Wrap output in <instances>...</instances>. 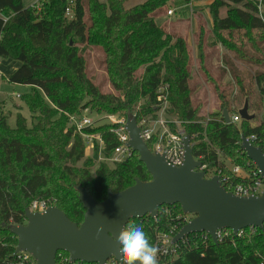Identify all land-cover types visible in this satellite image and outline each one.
<instances>
[{"label":"trees","instance_id":"16d2710c","mask_svg":"<svg viewBox=\"0 0 264 264\" xmlns=\"http://www.w3.org/2000/svg\"><path fill=\"white\" fill-rule=\"evenodd\" d=\"M171 1L146 0L126 9L125 0H42L39 7H25L23 0H0V58L20 63L8 81L30 87L31 92L23 99L29 111L38 114L32 127L20 114L12 128L0 101V264L15 263L18 239L10 228L26 224L25 211L34 201L48 202L80 226L85 209L78 200V187L102 202L109 190L120 193L135 185L136 180L151 179L136 152L115 165L85 158V141L70 126L68 116L90 106L105 115H136L137 121L143 115L155 118L157 91L168 86L170 106L166 117L178 120L187 135L198 134L192 142L196 159L202 157L203 163L223 169L224 175H231L228 164L244 170L253 166L241 149L240 134L256 135L259 144L263 143L264 112L260 120L255 115L252 121L242 120L238 126L227 124L224 111L231 118L244 106H235L236 100L230 99L226 87L219 91L220 110L208 119L201 115V104L192 99L187 41L178 37L174 42L156 21L157 12ZM183 1L189 4L192 0ZM69 6L72 18L66 14ZM209 13L220 44L243 60L263 67L255 77L263 102L264 52L258 41L264 43V0H214ZM237 31H244L261 57L249 59L242 53L232 41ZM80 46L103 50L108 81L117 94H106L93 82ZM224 60L244 97L243 104L248 102L251 109L253 98L245 79L233 60ZM142 68L143 73L138 75ZM227 75L228 71L222 70L219 81ZM114 127L85 129L88 134L102 137L106 157L118 145ZM147 146L151 151V144ZM95 164L98 167L91 175ZM164 207L183 213L179 205L163 206L157 219L147 215L130 221L141 225L153 244L156 233L165 231L169 224L162 212ZM158 258L159 264H264V227L255 233L246 230L242 236L230 233L218 245L210 237L191 234L186 245H179L177 255Z\"/></svg>","mask_w":264,"mask_h":264},{"label":"water","instance_id":"95a60500","mask_svg":"<svg viewBox=\"0 0 264 264\" xmlns=\"http://www.w3.org/2000/svg\"><path fill=\"white\" fill-rule=\"evenodd\" d=\"M239 114L245 121L255 118L249 113L248 102ZM224 118L227 124L231 123L226 110ZM125 129L130 137L129 147L139 154L151 179L136 180L135 185L120 193L109 190L108 197L102 202H97L85 189L78 187V200L85 209L80 226L57 207L48 208L44 214L27 209L26 224L10 228L18 239L15 256L29 253L35 264H56L58 252L67 253L72 263L106 264L112 258L121 261L113 242L115 237L132 219L147 215L156 218L163 206L179 205L184 214L194 217L174 237V243L191 234L207 233L218 245V231L230 230L238 235L242 230L264 227V191L260 197H237L226 191L220 177L207 179L205 172L196 171L201 162L193 155L190 136L184 138V165L173 167L163 155L149 150L135 117L128 118ZM241 149L264 177L262 150L245 138ZM101 227L103 231L98 234L97 229Z\"/></svg>","mask_w":264,"mask_h":264},{"label":"rangeland","instance_id":"374dc122","mask_svg":"<svg viewBox=\"0 0 264 264\" xmlns=\"http://www.w3.org/2000/svg\"><path fill=\"white\" fill-rule=\"evenodd\" d=\"M100 1L102 3H106V0ZM145 1L146 0H125L124 5L126 9H130ZM193 1L194 2L192 4H189L186 7L187 4H179L181 1L176 2V0H172L166 7L157 12L156 21L166 33L176 36V38H173L174 42L178 37H183L187 41L190 54L189 61H191L190 84L194 89V93L192 95L194 103L198 104L199 102L201 104V115L208 119L211 113L220 110V92L223 91L224 88L228 87V90L226 91L228 93L227 95L231 100H236L235 106H244V97L236 85L234 75L230 73L231 70L228 71L229 73L227 79L224 78V81L226 80V82H220L219 79L222 78L221 71L222 69L225 70V68L221 67L220 64H213L214 59H221V54L224 49V52L226 50L229 51L235 61H237L240 65V76L245 79L246 88L251 91L253 98V107L249 109V113L257 115L260 120L264 112V101H261V96L255 83V77L263 70V67L255 65L251 61H245L237 56L238 54L235 51H230L223 47L222 44H220L214 29H209L207 22L208 16L206 14L208 13L207 11H209V8L198 11L200 2L199 0ZM23 3L25 7H39L42 4V0H23ZM204 3H206V1H204ZM169 10L175 11L174 16H168ZM224 12L225 10H222V14H225ZM72 15L73 14H67L69 18H72ZM181 17L184 19H181ZM198 19L200 20V23L202 22L203 24L201 27L203 30L198 29ZM169 31L171 32L169 33ZM254 34L256 35L255 32ZM224 35L228 39L230 38L228 33H224ZM232 41L236 42L237 47H240L242 49V53L247 54L249 59L254 56L261 57L260 54L252 48L248 39L244 36V31L234 32ZM260 43L261 42L258 41L259 47L264 52V43ZM80 52L87 60V72L93 79V82L96 83V85H99L104 93L117 94L108 81L103 50L89 46H80ZM14 64L20 66V63L17 61L0 58V101L3 104L2 107L5 114L8 116L9 125L12 128L16 127V118L20 114L26 118L28 126L32 127L37 122L36 117L38 114L30 112L23 99L26 93L31 92V89L11 84L8 81L9 75L13 72L12 65L14 67ZM203 68L206 71H204ZM143 69L144 68L139 70L137 74L141 75L143 73ZM85 111L96 122V125L108 122L107 120H102L104 116H120L118 114L105 115L96 113L93 111L92 106L88 107ZM97 152L98 151L87 150L86 148L85 158H95L94 154ZM228 165L230 168L232 167L230 164ZM97 167V164L91 166V175H95ZM36 202L38 201H34L32 205Z\"/></svg>","mask_w":264,"mask_h":264},{"label":"built area","instance_id":"2783aa9c","mask_svg":"<svg viewBox=\"0 0 264 264\" xmlns=\"http://www.w3.org/2000/svg\"><path fill=\"white\" fill-rule=\"evenodd\" d=\"M68 15L72 14V8L69 6L66 9ZM175 11L169 10L168 16H174ZM169 87H160L157 91V104H156V117H150L143 115L137 125L140 129V134L144 142L151 144V152L154 154L163 155L166 158V161L170 166L181 167L184 165L186 160V149L184 144V138L189 136L186 134L182 124L176 120H168L166 117L167 110L169 109ZM70 126L75 127L76 131L81 134L85 141L87 150L98 151L94 155L97 156L98 162H107L112 165L122 163L126 161L134 153L132 148L129 147L128 143L130 137L128 132L125 129L128 118L123 116H104L102 120H107L108 122L100 123L96 125V122L83 111L77 115H69ZM239 113H236L231 117V123L238 126L242 121ZM105 124L116 125L112 129L113 134H115L118 145L115 147L114 151L109 155H104V142L100 135L98 134H88L85 132V129L95 128L103 126ZM191 138V147L192 142L195 139H198V134H193ZM243 138H245L251 145L258 147L262 150L264 154V142L259 144L258 137L256 135L246 136L240 134V145L243 143ZM196 159V158H195ZM201 162L200 168L196 169L199 172H205L207 179H212L213 177H220V182L226 191L231 192L237 197H260L264 191V177L260 169L253 163L252 167L248 170H244L241 166L231 167V175H224L223 169L219 167H213L209 163H203L201 159H196ZM52 206L49 205L46 201L36 202L32 205L31 211L33 213L44 214L48 208ZM163 214L169 218V224L165 231L156 233L155 245L160 248V256H175L177 255L179 245H186L188 242V236L174 243V237L179 233L181 228L188 224L194 217L191 215L176 214L174 210H171L169 207H164L162 210ZM159 216V214H158ZM158 216L155 218L157 219ZM258 228H249L247 229L250 233H255ZM246 230H242L238 233L239 236L244 235ZM233 233L230 230H221L217 232L218 240H223L226 236ZM205 238H209L210 235L207 233H199ZM196 235H198L196 233ZM211 238V237H210ZM15 256V254H14ZM14 264H35L34 258L26 252L18 254ZM121 261H118L116 258H112L107 261L106 264H121ZM74 264L70 260V256L58 252L56 257V264Z\"/></svg>","mask_w":264,"mask_h":264},{"label":"clouds","instance_id":"9594fccd","mask_svg":"<svg viewBox=\"0 0 264 264\" xmlns=\"http://www.w3.org/2000/svg\"><path fill=\"white\" fill-rule=\"evenodd\" d=\"M103 228H98L97 233ZM114 244L122 259V264H159L160 248L151 243L141 225L128 223L122 228Z\"/></svg>","mask_w":264,"mask_h":264},{"label":"crops","instance_id":"0c3cea01","mask_svg":"<svg viewBox=\"0 0 264 264\" xmlns=\"http://www.w3.org/2000/svg\"><path fill=\"white\" fill-rule=\"evenodd\" d=\"M177 1H181L179 4H187V3H185L183 0H176V2ZM204 1H206V3H204ZM214 0H199V2H200V7L198 8V11L199 10H201V9H208L209 8V6L211 5V3L213 2ZM257 1H260V0H257ZM194 1L192 0L189 4H192ZM189 4H187L186 5V7L189 5ZM182 7H185V6H182ZM208 13H206L207 14V18H208V20H207V22H208V26H209V29H213V26H214V24H213V20H212V17H211V15H210V13H209V11H207ZM183 17V16H182ZM181 17V19H184V18H182ZM179 20V19H178ZM206 25H207V23H206ZM203 26V24H202V22L200 23V20L198 19V29L200 30L201 29V27ZM198 30V31H199ZM171 31H169V33H170ZM171 35V34H170ZM172 36V38H176V36H173V35H171ZM223 53L221 54V59L220 58H218V59H214L213 60V64L214 65H216V64H220L221 65V67H223V68H225V70H227V71H229V69L227 68V66H226V64H227V62L224 60V58L223 57H226V58H229V59H231V60H233V62L235 63V65H236V67L239 69V70H241V67H240V65L237 63V61H235V59L232 57V55L229 53V51H225L224 52V49H223V51H222ZM223 55V56H222ZM18 67H19V65H15L14 64V67H13V65H12V70H13V72L9 75V77L18 69ZM222 70H224V69H222ZM229 73V72H228ZM228 76V75H227ZM227 76H225V79H227ZM224 81V80H223ZM224 82H226V80L224 81ZM20 86V85H19ZM24 88H30V87H27V86H23ZM242 109V108H241ZM239 113V112H238ZM227 164H228V162H227Z\"/></svg>","mask_w":264,"mask_h":264}]
</instances>
